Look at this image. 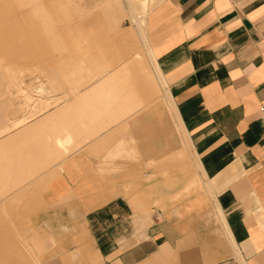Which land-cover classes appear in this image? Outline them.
Returning <instances> with one entry per match:
<instances>
[{
  "label": "crops",
  "instance_id": "crops-1",
  "mask_svg": "<svg viewBox=\"0 0 264 264\" xmlns=\"http://www.w3.org/2000/svg\"><path fill=\"white\" fill-rule=\"evenodd\" d=\"M148 12L143 50L17 111L0 180L46 205L59 264H264V0Z\"/></svg>",
  "mask_w": 264,
  "mask_h": 264
},
{
  "label": "rangeland",
  "instance_id": "rangeland-1",
  "mask_svg": "<svg viewBox=\"0 0 264 264\" xmlns=\"http://www.w3.org/2000/svg\"><path fill=\"white\" fill-rule=\"evenodd\" d=\"M162 1L0 0V137L17 126V111L27 119L32 109L51 104L41 100L87 71L92 53L143 50L140 16ZM81 9L80 24L54 22L77 18ZM50 23L54 32L46 37ZM8 182L0 180V252L6 248L7 264H59L46 220L38 218L46 205L30 188Z\"/></svg>",
  "mask_w": 264,
  "mask_h": 264
},
{
  "label": "built area",
  "instance_id": "built-area-1",
  "mask_svg": "<svg viewBox=\"0 0 264 264\" xmlns=\"http://www.w3.org/2000/svg\"><path fill=\"white\" fill-rule=\"evenodd\" d=\"M262 109L264 110V107H262Z\"/></svg>",
  "mask_w": 264,
  "mask_h": 264
}]
</instances>
